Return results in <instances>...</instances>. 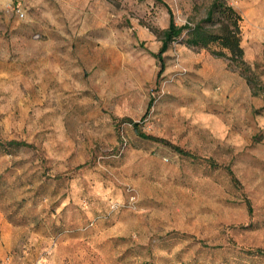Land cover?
I'll use <instances>...</instances> for the list:
<instances>
[{"label": "rangeland", "instance_id": "1", "mask_svg": "<svg viewBox=\"0 0 264 264\" xmlns=\"http://www.w3.org/2000/svg\"><path fill=\"white\" fill-rule=\"evenodd\" d=\"M210 1L0 0V264H264V0H229L247 71L155 56Z\"/></svg>", "mask_w": 264, "mask_h": 264}, {"label": "trees", "instance_id": "2", "mask_svg": "<svg viewBox=\"0 0 264 264\" xmlns=\"http://www.w3.org/2000/svg\"><path fill=\"white\" fill-rule=\"evenodd\" d=\"M159 1V0H158ZM170 12V11H169ZM225 15L226 20H220L215 27H207L203 22H211L216 15ZM242 19L241 15L229 3V0H211L206 12V17L199 23L193 26L187 24H177L173 15L170 12L169 23L166 28L161 30V46L159 51L155 54L158 60H160V72L164 66L163 53L168 49L169 44L175 38L182 35L187 29L186 44L189 46H195L198 48H204L210 44L216 43L220 48L227 49L230 52V58L235 64L242 69V71L248 70V65L243 58V49L240 46V26L239 21ZM217 55H225L222 50L214 51ZM134 129L138 134L146 139L159 140L152 135L145 134L138 129V124L133 123ZM1 141V140H0ZM11 144L16 146H29L24 141H10ZM183 155H190V153L177 149Z\"/></svg>", "mask_w": 264, "mask_h": 264}]
</instances>
